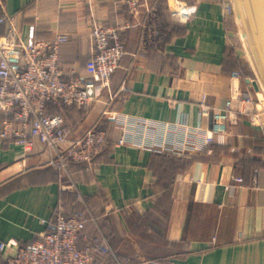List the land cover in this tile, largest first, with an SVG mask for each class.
Instances as JSON below:
<instances>
[{
    "label": "crops",
    "instance_id": "obj_1",
    "mask_svg": "<svg viewBox=\"0 0 264 264\" xmlns=\"http://www.w3.org/2000/svg\"><path fill=\"white\" fill-rule=\"evenodd\" d=\"M160 1L149 0L144 24L122 31L127 52L89 107L49 105L67 118V145L90 128L107 131L113 144L97 159L64 166L40 140L27 147L0 137V244L39 238L42 219L80 209L78 196L86 233L110 234L124 264H264V127L235 111L226 143L204 151L212 116L202 106H223L249 87L232 76L234 17L225 0H180L197 6L180 22L174 0ZM3 2L24 40L70 36L60 45L67 80H99L94 24L130 17L125 0ZM4 118L0 111V127ZM120 138L127 142L116 145Z\"/></svg>",
    "mask_w": 264,
    "mask_h": 264
},
{
    "label": "built area",
    "instance_id": "obj_2",
    "mask_svg": "<svg viewBox=\"0 0 264 264\" xmlns=\"http://www.w3.org/2000/svg\"><path fill=\"white\" fill-rule=\"evenodd\" d=\"M125 3L130 17L124 22L94 24V72L99 80L92 77L67 80L63 78L60 45L70 36L59 33L53 38L24 40L14 17L6 12L0 0V29L6 27L4 33L0 32V111L5 114L0 127L2 139L15 140L27 147L40 140L54 150L64 166L69 165L70 159L91 162L110 144L107 131L93 127L67 145L71 132L67 118L62 112H49V105L61 100L67 105L87 108L102 89L110 86L127 52L122 31L140 23L143 15L151 12L149 0H125ZM196 11V5L180 0H174L171 5L173 19L180 22L191 20ZM232 76L247 80L248 89L241 96L227 99L223 106H202L203 112L212 116L211 127L204 131V148L209 153L213 152L211 144L226 143L235 111L249 112L252 122L264 127V108L258 99L260 91L255 88L256 77L245 75L241 69L234 70ZM198 131L203 133L201 128ZM125 142L126 138H120L115 144ZM89 219L85 211L69 216L59 211L42 219L46 228L39 238L22 244L15 240L1 242L0 264H94L105 254L114 258L113 264H124L102 231L95 235L86 233ZM137 264L170 263L146 258Z\"/></svg>",
    "mask_w": 264,
    "mask_h": 264
},
{
    "label": "water",
    "instance_id": "obj_3",
    "mask_svg": "<svg viewBox=\"0 0 264 264\" xmlns=\"http://www.w3.org/2000/svg\"><path fill=\"white\" fill-rule=\"evenodd\" d=\"M239 32L242 47L236 49L246 60L257 81L255 88L264 96V0H225Z\"/></svg>",
    "mask_w": 264,
    "mask_h": 264
},
{
    "label": "trees",
    "instance_id": "obj_4",
    "mask_svg": "<svg viewBox=\"0 0 264 264\" xmlns=\"http://www.w3.org/2000/svg\"><path fill=\"white\" fill-rule=\"evenodd\" d=\"M165 0H161L160 1V5H161V8H165L166 6H165ZM162 14V13H161ZM167 21V18H165V17H163L162 15H161V22H162V30H161V32H160V34L161 35H165V33L167 32L166 31V28H168V26H169V24H168V22H166ZM230 54H232V59L230 60V64H231V66H232V70L233 69H235V68H238V69H241L242 71H243V73L245 74V75H252V76H255V74H254V72H253V70L249 67V65L246 63V61L244 60V59H241L240 57H238V55H237V51H236V48L235 47H232V50H231V52H230ZM52 103V102H51ZM50 103V104H51ZM97 128H99V129H104V128H102V127H97ZM113 143L112 142H110V144L109 145H107L104 149H102L101 151H99L97 154H96V156L94 157V159L91 161V162H93L95 159H97L106 149H108L111 145H112ZM218 145H217V143H213V144H211L210 145V147H212V148H215V147H217ZM204 151H207V148H205V150ZM198 155H205V153H201V154H198ZM198 155H193V156H191V157H187V158H192V157H195V156H198ZM73 163H89L88 161H76V160H73V159H70V161H69V165H72ZM61 165V164H60ZM60 168H62L61 166H59ZM75 201H76V203L78 204V207H80V209H77V210H74V211H72L71 213H64L63 211V213L65 214V215H67V216H69V215H72V213L73 212H78V211H85V208H83L81 205V200L78 198V196L75 198ZM57 212H59V211H57ZM74 214V213H73ZM113 238L111 237V235L110 234H108V240H109V242H110V244L112 245V240ZM112 247H113V249H114V251L116 252V254L118 255V257H120L119 256V253H118V247H114L113 245H112ZM147 259H158V260H163V261H166L165 259H161V258H147ZM140 260H137V261H135L134 263H132V264H137L138 262H139ZM114 263V258L110 255V254H105V255H103V258H101V259H99V260H97L94 264H113Z\"/></svg>",
    "mask_w": 264,
    "mask_h": 264
},
{
    "label": "rangeland",
    "instance_id": "obj_5",
    "mask_svg": "<svg viewBox=\"0 0 264 264\" xmlns=\"http://www.w3.org/2000/svg\"><path fill=\"white\" fill-rule=\"evenodd\" d=\"M228 4V3H227ZM228 6L230 7V5L228 4ZM230 9V8H229ZM231 11V10H230ZM231 14H232V12H231ZM232 16L234 17V15L232 14ZM234 21H235V19H234ZM234 40L232 41V45H234V47H242V44H241V40H240V37H239V32H238V29H237V25H236V22H235V28H234ZM246 61V60H245ZM246 63L248 64V62L246 61ZM249 65V64H248ZM249 67H250V65H249ZM251 68V67H250ZM259 98V101H260V107L261 108H264V96L262 97V95L261 94H259V96H258ZM264 117V116H263Z\"/></svg>",
    "mask_w": 264,
    "mask_h": 264
},
{
    "label": "bare ground",
    "instance_id": "obj_6",
    "mask_svg": "<svg viewBox=\"0 0 264 264\" xmlns=\"http://www.w3.org/2000/svg\"><path fill=\"white\" fill-rule=\"evenodd\" d=\"M264 98V97H263Z\"/></svg>",
    "mask_w": 264,
    "mask_h": 264
}]
</instances>
